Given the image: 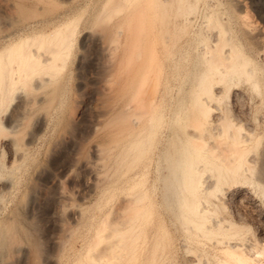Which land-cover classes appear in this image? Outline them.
<instances>
[{"label": "rangeland", "instance_id": "374dc122", "mask_svg": "<svg viewBox=\"0 0 264 264\" xmlns=\"http://www.w3.org/2000/svg\"><path fill=\"white\" fill-rule=\"evenodd\" d=\"M13 1L0 0L1 30L13 25V20L16 25L22 22L20 16L17 15L18 19L12 17V6L8 5ZM28 1L30 9L36 10L35 14L46 19L37 16L47 22H44L48 27L46 29L57 23H62L63 29L65 24L70 23L69 20L71 23L75 22L68 26L70 28L72 25L73 30L64 62L60 63L57 71L50 69L44 72L46 74H42L44 77L49 74L50 79L54 78L53 80L58 82L56 104L48 113L43 132L35 144L27 149L23 162H20L16 171H12L17 183L9 205L13 207V202L16 203L14 215L18 219L26 212H32L34 215L31 223L23 227L24 230L17 226V243H27L31 247L28 264H85L88 255L97 256L98 264L100 260L101 264H222L221 261L225 258L222 248L228 243L239 244L256 257V264H264V0H154V3L153 0H40L41 3L39 0ZM147 1V5H150V2L155 4L153 9L149 6L147 8L151 10L146 9ZM139 11L146 19L137 13ZM137 14L142 17V26L150 27L151 32L146 30L151 36L154 35L150 39L155 45V62L152 66L155 65L154 69L158 71V79L155 77V111L160 114L158 117L161 120L158 119L157 125L152 127L153 133L149 143L143 139L144 155L139 156V159L136 157L138 152H135L137 147L129 143L138 132L143 134L139 120H133V123L137 124H133L132 134L126 136L127 130L123 131V138L113 141L109 131L104 132L101 128L105 114L97 112L101 111V108L105 109L110 102L112 103L109 106L117 107L121 102L128 101V93L124 92H118V99L110 98L112 93L100 88L98 82L108 81L107 85L111 87L116 86L114 84H117V81L120 82L117 85L124 84L127 68L123 75L121 71L125 68L122 70L120 67L125 64L126 55H129L127 52L130 36L134 32L132 28L137 23L141 24L135 17ZM117 25H120L119 28ZM69 28L63 31L68 33ZM107 30L110 34L113 33V36H104L105 46L109 43L110 45L107 47L108 51L103 53L99 50L95 37L100 33L107 34ZM144 31L142 30L143 33ZM215 43L219 47L225 45L223 49L233 47L238 53L241 51L254 70V80H248L240 74V77L229 76L213 85L215 95L208 102L211 112L206 124H202L201 136L206 144H214L215 140L219 141L221 130H225L223 127L227 124L231 126L230 129L227 127L229 130L239 128L240 135L246 134L248 139L245 141V148L249 144L250 148L245 149L246 162L243 160V163L246 165L241 164L237 175L222 181L212 193L202 189L196 191L198 208H207V211L201 214L205 216L200 218L206 223H203L201 229L192 230L194 228L186 227L188 225L178 216L180 210L173 203V190L165 183L168 169L165 168L163 154H166L172 141L176 140V145H180L192 132L191 118L186 117L190 113V94L197 84L196 76L205 66L208 50L213 46L218 47ZM137 57H132L130 63L133 60L136 62ZM128 74L129 72L126 74L127 79ZM155 74L153 72V75ZM253 81L257 82L256 87ZM103 94L110 95L108 97ZM5 106L6 104L0 107L1 120L9 109V106ZM35 115L34 113V118ZM214 115L219 119L223 118V121L217 122ZM33 120L35 119H32V124ZM96 122H99V127ZM92 125L100 128L97 133L93 132L96 129ZM113 129L115 130V126ZM113 129L111 131L115 132ZM93 143L114 147L110 149L111 152L109 150L112 156L106 153L107 156L103 154L104 156L99 158L100 173L97 172L96 177H92L83 165L85 160L93 159ZM140 147L143 151L142 144ZM50 155L58 164L51 166L47 162V159L51 158ZM201 163L203 164L200 162L199 167L202 169ZM37 165L44 168L47 178L45 182L36 177ZM203 169L200 170L203 180L200 184L212 186L214 173L211 170L209 172L208 168ZM6 172L8 171L1 170V173ZM243 174L246 180L242 178ZM54 186L63 190L61 192L64 195L61 197L65 199L64 202L62 198L57 199L58 202L52 201ZM137 189L141 193L145 191V200L143 201L142 197L138 201H143L142 205L138 203L144 207H141L143 214L132 218L134 221L130 219L132 222L129 223L124 217L127 212H122L120 207L127 202L125 197L133 199ZM168 191L169 195H172L166 194ZM133 192H136L134 196ZM169 198L171 204L170 201L167 202ZM76 206H79L80 211L73 215V207ZM120 212L121 216L118 214ZM122 216L125 222L121 220ZM106 219L117 224L123 222L121 226L113 224L116 229L122 230L132 226L128 229V238L123 237L129 245L123 241L124 246L122 243L119 246L123 247L118 248L117 245L123 239L120 241L117 235L107 236L106 241L102 239L95 246L92 245L99 225L101 229L105 228L103 233L111 229L110 226L107 228L110 222ZM216 221H219L221 228L216 225ZM227 225L232 227L227 228ZM136 226L138 227L135 230ZM90 245L94 247L90 248ZM100 249L104 254H97L102 252ZM19 253L16 249L9 250L0 256V262L21 264ZM110 253L114 255L111 257Z\"/></svg>", "mask_w": 264, "mask_h": 264}, {"label": "bare ground", "instance_id": "6f19581e", "mask_svg": "<svg viewBox=\"0 0 264 264\" xmlns=\"http://www.w3.org/2000/svg\"><path fill=\"white\" fill-rule=\"evenodd\" d=\"M41 1L39 0L40 3H41ZM148 3L149 2L147 1L145 4L146 9L147 10L149 9V8H147L148 6L151 7V9H153L152 7L155 6V4L153 5L150 2V5H147ZM153 3H154V0H153ZM28 4H29L28 0H14L11 3V5H8V6H12L13 15L16 14V16L12 15V17L13 18L17 17L16 19H18V16H20V18L22 19V22L19 25L18 24L16 25V23L13 20V25L11 24L13 27L9 23H7L10 25L11 28L10 27L8 28L7 26L4 30H3V28H2V30L0 28V30H1L0 31V107H2L4 104H6V106H9V109L6 112V114L4 113V117L2 118V120L0 119V256L3 255L4 253H7L9 250L16 249L17 251L20 252L19 255L21 254V256H20L21 258L19 257L21 260V261L19 260L21 264H28V259H29L28 257H29V254L31 252V247L28 246L27 243H22L21 240H20V243H22V244L17 243V241H18L17 240L18 239L17 238V234H18L17 233V226L19 225V227L23 229V227H25V225L31 223L32 219L34 218V215H32V212H26L25 214H23L21 216V219H18L15 217L14 207H15L16 203L13 202L14 203L13 207H12V205L11 206L9 205L10 204V197H12L13 192L16 191L15 186L17 183L16 182V176L12 173V171H13V169H15V171H16L20 162L21 163L23 162L22 160H23L24 156L26 155L27 149H29L33 144H35V142L37 141V138L43 132V129L47 123L48 113L56 104L55 102H56V98H57V93L59 91L58 82L56 83V80L55 81L53 80L54 78L50 79L51 76L48 77V75H49L48 73H47L48 75H46V77H44L43 75L46 74L44 72H46L47 70H50V69L54 70V72H55V70L57 71L58 66H60V63L64 62L66 55H67V50L69 47L68 45H70L69 40H70V35H72L71 31L73 30L71 28H72V25L75 23V22L71 23V21L68 19L69 22L72 24L69 28L68 26L70 23L65 24L64 23L65 21L63 22L65 24L63 29H65V30L67 28L70 29V30L68 29L69 30L68 33L63 31V29L61 28V26H63L62 23H59V24L55 23L56 25L52 24L53 27L46 29V28H48L45 25V23H47V22L42 21V20L37 18V16L42 17V15L35 14L36 10L32 11L33 9H30V6ZM151 9H149V10H151ZM9 11L11 12V9ZM140 11L137 12L138 14L140 13L139 15L142 14ZM41 12H39V13L41 14ZM8 14L10 15L9 12H8ZM138 14H137V16H135V15L134 16L137 18L138 21H140L142 18L141 16H143V15L138 16ZM143 14H144V11H143ZM132 15H130V16H132ZM146 15H149V14L146 13ZM143 18H144V16H143ZM43 19H45V18H43ZM61 19H63V17ZM144 19H146V17ZM129 20H131V19H129ZM147 20H149V19L147 18ZM141 21L139 22L141 24L135 23L136 25H134L133 28H132L133 24L130 26L134 32L132 33L131 36L129 34V36H130V44L129 45L130 46H129V49L127 52V53H129V55L128 54H127L128 56L126 55L127 59H126L125 64H124L125 66L123 65L122 68L120 67V69H122V70H123V68H125L124 69L125 71L124 70L121 71L119 69L121 72H123V75H124L126 73V68H127V73L129 72L128 79L126 78L127 77L126 76L127 73H126L124 76L126 79V80L124 79L125 80V82H123L124 84L121 83V85H117L120 83L119 81H117L118 83L114 84L116 86H113V83H112L113 87H111V85H109V84L107 85L108 81H106V80H108V79H106V80L103 79L106 81V83L104 81H101V80H99V82H98L99 83L98 85L100 88L106 89L108 92L110 91V93H112L111 94L112 97L110 96V98L114 97V99H115V97H117V99H118V97H119V95H117L118 92H124V93H128V96H127L128 101L125 103L121 102V104L119 106L113 107L114 105H112V104H111L112 106H109V104L112 102L109 103V99H107V101H108L107 104L109 103L108 104L109 107L107 106L105 109L101 108V111L97 110V112H99V114L100 113H101V115H102V113L105 114L106 118L102 121L101 128L104 130V132L109 131L110 135L113 136L112 137L113 141L118 140L122 136H124V135H122L123 131L127 130L126 136L132 134L134 132L133 124L134 125L137 124V123L136 124L133 123L134 122L133 120H135V119H136V121L139 120V124H140L139 127L142 128L143 134L140 135L138 132L140 130H138L137 135H135V137H133L129 141V143L134 144V146L137 147L138 150L136 149L137 151H135V152H138L139 155L136 153L137 156L136 155L135 156L138 157V159H139V156L144 155V146H145L144 144L145 143H142V142H144L143 139H145V142L149 143L150 138H152L151 136L153 133L152 127L154 126V124L157 125L156 122L159 119L158 115H160V114H156L157 111H155L156 102H155V96L154 95H155V93H157V91H156L157 89H155V88H157V86L155 87V77H156L158 71H156L154 69L155 65L152 66V64H154L153 62H155V59L153 58V53H154L153 46H155V45H153L154 41H152V39H150V37H152L154 35L151 36V34L149 33L150 27H148V28L143 27ZM11 23H12V21H11ZM148 23H147V25H148ZM151 23H152V21H151ZM145 24H146V21H145ZM14 25H16V26L14 27ZM65 26H66V28H65ZM119 26L120 25H117L118 28H119ZM150 26H152V25H150ZM109 28H110V26H109ZM143 28H145V29H143ZM146 29H149V31H147ZM142 30H145L146 32L144 31V33H143ZM103 32H105V31H103ZM112 34H110V32L108 31L107 34L105 32V34L100 33L96 37L94 36L96 44L99 45V47H100L99 50H101L103 53L107 50V47H109V45H110V43H109V45L107 47L105 46L106 42H104V39H105L104 36H110ZM112 36H110V37H112ZM155 39L156 38H154V40ZM128 40H129V38H128ZM216 43H215V45L217 47L218 45ZM127 46H128V44H127ZM224 46H222V47L218 46L217 48H215V46H213V48L211 47V50L210 49L208 50V53L206 52L207 56L205 57V62H204L205 66L202 69V71L199 72L198 75L196 76V79H197L196 83L197 84L192 89V92L190 94V96H191L190 110H189L190 113H188L189 115L186 116L188 118L189 117L191 118L192 132L185 137V139L183 140V142L180 145H176V143H175L176 140H174V138H173L172 140H174L175 142L170 141L171 142V143L169 142L170 146L169 147L167 146L169 149L166 151V154H163V158L165 155V165H166L165 168L168 169V170L166 169L168 171L167 178L166 177L165 178L163 177V178L166 181L165 183L168 184V187L172 188V190H173L172 191L173 192L172 193L173 198H174L173 203L180 210L178 213L179 215L178 214L177 215L180 216V218L188 225L186 227L194 228L192 230L201 229V227L203 226V223H206L204 221H201L202 219L200 220V218H202V216H205V215L201 216V214L203 211H207V208H204V209L198 208L196 196H195L196 191L198 189H200V190L202 189V190L206 191L207 193H212L214 190L217 189V187L220 184H222V181H224V180L226 181V179L228 177H231V176L233 177L234 175H237L238 171L240 170L239 168H240L241 164H242V166H243V164L246 165V163H243L244 161L246 162V160L244 159V155L247 153V151H246L247 148H250V144L248 145L247 148H245V141L248 139L246 134L244 135V133H243V136H242V134L240 135L238 133V131H240V130H238L239 128H236V130H233V129L229 130L231 126L230 125L228 126L227 124H225V126L223 125L225 128L222 126L223 129H225V130H221L222 134L219 133V134H221V135H219V141H218V139L215 140L214 144H212L210 142H209L210 145L208 143L206 144V142H203V139L201 136V131H203L202 124H203V122L206 124L208 117L210 116V112H211L210 103H208V102H209V100H212V98L215 95L213 85L224 81V79L229 77V76L232 77L233 75H237V77H238L240 74H243L245 77H247L248 80H250V79L254 80V78H253L254 70L249 65L248 59L246 57L242 56V54L240 53L241 51L238 53V51L233 49V47H227V48L223 49ZM230 46H232V45H230ZM124 50H126V49H124ZM154 55H156V54H154ZM132 57H137L140 59L138 60L136 58V60H137L136 62H134L135 60H133V62L130 63ZM203 61H204V59H203ZM152 67H153V69H152ZM153 72H154V74L155 73L156 74L153 75ZM122 79H121V81H122ZM117 80H120V79H117ZM115 81H113V82H115ZM157 83L158 82L156 81V84ZM253 85L256 87L257 82L253 81ZM122 86H124V87H122ZM106 95L109 97L110 94L109 95L106 94ZM106 95L103 94V96H106ZM105 98L106 97H104L103 99L106 103ZM114 99H110V100H113L115 102ZM129 102H130V104H129ZM127 103H128V105H127ZM127 106L128 107L130 106V110H128ZM6 108H8V107H6ZM34 113L36 114L35 118H34ZM130 114L131 115L133 114V115L131 116ZM211 115H213V114H211ZM98 117L96 119H98ZM133 117H135V118H133ZM217 117H218L217 115L216 116L214 115V119ZM32 119H35V120H33V124H32ZM219 120L223 121V118L222 119L217 118L216 121L219 122ZM159 121H161V120L159 119ZM98 123L96 122L95 124H97L99 127ZM219 123H221V122H219ZM68 124L67 125L65 124V126L70 125V124L69 125ZM93 125H92V127H94ZM111 125H112V127H111ZM113 125L115 126V130L113 129V127H114ZM97 128L94 127V129H96V131L93 130V132L97 133V130L99 131V129H100V128L99 129H97ZM111 129H113L116 133L111 131ZM155 129H156V127H155ZM240 133H241V131H240ZM107 134H108V132H107ZM58 139H59V137H58ZM112 143H115V142H112ZM106 144H109V143H106ZM141 144H142L143 151L141 150V147H140ZM46 146H48V145H46ZM54 147H56V145ZM112 148H114V147L109 148V145H101L99 143L98 144L93 143L91 145L93 159L85 160L83 165H84V167H86V169L89 170L92 177H96L97 174L100 173V172H98L99 161H101V160H99V158L104 156L103 154L106 155V153L107 154L109 153L108 155H110V152L112 151L110 149H112ZM109 150H110V152H109ZM122 150H123V147H122L121 151ZM125 151H126V149H125ZM117 154H119V152ZM110 156H112V155H110ZM110 156H108V157L110 158ZM52 157L53 156H51V158L47 159V162L51 166H54V165H56L57 160L52 159ZM2 158H4V160H2ZM106 158H105V160H106ZM101 159L103 161V158H101ZM134 159H135V157H134ZM132 161H133V159H132ZM130 162H129V164H131ZM200 162H203V164L201 163L204 167V169L202 167L203 170H206V168H208L209 172L211 170L214 173L213 174L214 175L213 176L214 181H213L212 186L211 185L210 186L209 185L204 186V183L202 185L200 184V182L203 181L202 176L200 174V172H202V171H200L202 169L199 167ZM103 166H105V165H103ZM1 170H6L8 172L1 173ZM243 170H245V167ZM243 170H242V173H243ZM18 171H19V169H18ZM35 174H36V177L41 182H45L47 180V178L44 175V168L41 165L40 166L37 165V167L35 169ZM17 176H18V174H17ZM210 177H212V174ZM245 177L246 176L243 174L242 178L246 180ZM37 178H36V181L38 180ZM163 178H162V180H163ZM205 179H206V177H205ZM245 180H244V182H245ZM40 181H38V182H40ZM210 181H212V179ZM204 182H205V180H204ZM57 187H58V185H57ZM54 188H55V186H54ZM61 191L63 192V190H59L58 188H55V190L53 192V196H52L53 197L52 201H57V199L59 200V198H62L61 196L64 194ZM137 191H138V189H137ZM24 192H25V190H24ZM169 192L170 191H168V193H166V194L169 195ZM133 193H134L133 194V196H134L136 192H133ZM143 194L145 196V191H143L142 193H141V191H138L134 197H132L130 195L133 199L129 198V196L127 195L128 198L130 199V201H128V198L125 197V200H127V202H125V200H124L125 203H123V205L120 208H121L122 212H127V213L129 212L130 215H127V213H125L124 217H126V219L123 218V216H122V218H123V219H121L122 221H124V219H125V221L127 220L130 223V222L134 221V219H132V218H135V217L143 214V211L141 210L142 206H140L138 204V203H141L138 201H140L142 199V197H143L142 200L143 201L145 200ZM172 194H170V195H172ZM19 196L21 198V195H19ZM64 201H65V199H63V202ZM143 201H142V203H143ZM167 202H169L171 204L170 198ZM59 203H58V205H59ZM142 203H141V205H142ZM143 208L144 207H142V209ZM79 211H80L79 206H76L75 208L73 207L72 214L75 215ZM122 212H120L118 214L121 216ZM205 214H206V212H205ZM137 218L135 220H137ZM203 218H205V217H203ZM130 219H132V221H130ZM205 220H206V218H205ZM103 221H104V219H103ZM107 221L110 222V220H107ZM112 221H114V220H112ZM116 221H118L117 218H116ZM119 222H120V219H119ZM115 223H112V222L108 223L107 228H108V226H110L111 229L108 230L107 233H103L102 230L105 228L101 229L100 225H99V228H96L97 230H96L95 235H94V237H95L94 241L95 242L92 245L95 246V244L98 243L102 239L104 241H106L107 236L117 235L120 238V241L123 239L121 241V243H119L117 246H118V248L123 247L124 246L123 241H124V238H126L124 236H127V238H128V236H129V235H127L128 231H129L128 229H131L132 226L129 224L131 227L127 226L126 228L120 230V229H116V227L113 225ZM122 223L120 222L119 224H117V223L116 224L121 226ZM218 223H219V221L216 224L217 226L220 225ZM127 224H125V225H127ZM133 224H134V222H133ZM204 226L206 228L205 224H204ZM227 226H228L227 228L232 227L229 225H227ZM137 227L138 226L134 227L135 230ZM191 228H189V229H191ZM205 228H203V229H205ZM227 230L229 231V229H227ZM196 233H197V231H196ZM18 237H19V235H18ZM124 242H126V241H124ZM120 244H122L123 246H119ZM92 245H90V248ZM94 246H92V247H94ZM102 249H105V248H102ZM102 249H100V250L102 251ZM91 250L93 251V249H91ZM222 251L225 254L224 255L225 258H224L223 262L221 261L222 264H256V262L258 261L256 259V257L252 256L247 251H245L244 248L241 247L239 244L236 245L235 243H228L226 246H224L222 248ZM103 252L104 251L97 253V254H100V255L104 254ZM112 253H110L111 257L116 252H114V254H112ZM121 253L124 254V252H121ZM97 254H95V255H97ZM119 255H118V257H119ZM86 256H87V254H86ZM96 257L88 255L86 258L85 264H98L97 263L98 258L96 259ZM106 257L108 258L109 256L106 255ZM99 262L101 264V260ZM0 264H12V263H7V262L2 261V262H0Z\"/></svg>", "mask_w": 264, "mask_h": 264}]
</instances>
